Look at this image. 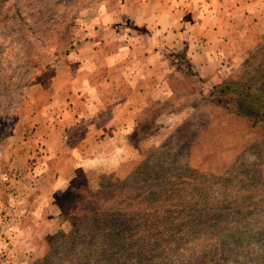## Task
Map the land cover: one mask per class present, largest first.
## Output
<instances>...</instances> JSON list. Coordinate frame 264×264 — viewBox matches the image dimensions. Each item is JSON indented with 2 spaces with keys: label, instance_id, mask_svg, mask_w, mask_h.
<instances>
[{
  "label": "rangeland",
  "instance_id": "obj_1",
  "mask_svg": "<svg viewBox=\"0 0 264 264\" xmlns=\"http://www.w3.org/2000/svg\"><path fill=\"white\" fill-rule=\"evenodd\" d=\"M134 2L0 0V264H264V28L204 71L171 55L114 152L65 115L62 68Z\"/></svg>",
  "mask_w": 264,
  "mask_h": 264
},
{
  "label": "crops",
  "instance_id": "obj_2",
  "mask_svg": "<svg viewBox=\"0 0 264 264\" xmlns=\"http://www.w3.org/2000/svg\"><path fill=\"white\" fill-rule=\"evenodd\" d=\"M182 9L176 0H135L124 12L126 22L94 28L91 45L69 58L62 78L70 84L62 91L74 102L63 108L74 117L84 112L86 122L78 126H86L87 140L109 141L114 152L112 142L126 138L124 129H133L141 111L170 98L171 55L183 52L200 68L223 61L224 46L241 43V34L249 38L242 43H254L264 28V0H208Z\"/></svg>",
  "mask_w": 264,
  "mask_h": 264
}]
</instances>
